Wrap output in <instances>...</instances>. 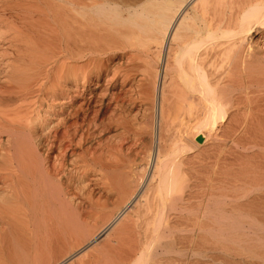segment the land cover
I'll return each mask as SVG.
<instances>
[{"label":"bare ground","instance_id":"6f19581e","mask_svg":"<svg viewBox=\"0 0 264 264\" xmlns=\"http://www.w3.org/2000/svg\"><path fill=\"white\" fill-rule=\"evenodd\" d=\"M0 264H264V0H0Z\"/></svg>","mask_w":264,"mask_h":264},{"label":"rangeland","instance_id":"374dc122","mask_svg":"<svg viewBox=\"0 0 264 264\" xmlns=\"http://www.w3.org/2000/svg\"><path fill=\"white\" fill-rule=\"evenodd\" d=\"M141 126H143L142 114L139 115L138 118H137V120L135 121V127H136L137 130L140 129ZM181 132L182 131L179 129L178 122L171 120V123L169 124V128H168V132L167 133H169V135H172L174 137H180L183 134ZM135 134H138V133H135ZM122 213H123V211L121 212V214H118L115 217L114 222L118 221L121 218ZM90 242L92 244L90 245V247L88 248V250L89 249L91 250L93 248H99L100 245H101V243L103 241L102 240L101 241L100 240L98 241V238H93L92 240H90ZM77 252H78V249H76L75 251H73L69 256L75 255ZM78 257L76 256V258H74V260L77 259Z\"/></svg>","mask_w":264,"mask_h":264}]
</instances>
